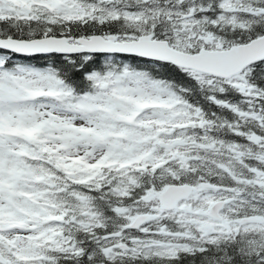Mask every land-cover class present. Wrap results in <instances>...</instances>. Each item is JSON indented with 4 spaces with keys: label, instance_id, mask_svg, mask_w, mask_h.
I'll return each mask as SVG.
<instances>
[{
    "label": "snow or ice",
    "instance_id": "1",
    "mask_svg": "<svg viewBox=\"0 0 264 264\" xmlns=\"http://www.w3.org/2000/svg\"><path fill=\"white\" fill-rule=\"evenodd\" d=\"M0 264H264V0H0Z\"/></svg>",
    "mask_w": 264,
    "mask_h": 264
}]
</instances>
